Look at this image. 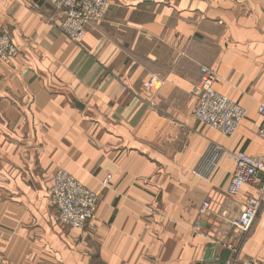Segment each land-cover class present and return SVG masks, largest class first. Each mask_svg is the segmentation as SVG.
I'll return each mask as SVG.
<instances>
[{
  "label": "crops",
  "instance_id": "obj_1",
  "mask_svg": "<svg viewBox=\"0 0 264 264\" xmlns=\"http://www.w3.org/2000/svg\"><path fill=\"white\" fill-rule=\"evenodd\" d=\"M107 1L73 42L49 1L0 0L18 47L0 60V264H264V204L233 224L256 187L225 192L228 151L264 158V0ZM201 66L245 110L229 136L192 114ZM58 169L97 194L83 228L49 202Z\"/></svg>",
  "mask_w": 264,
  "mask_h": 264
},
{
  "label": "built area",
  "instance_id": "obj_2",
  "mask_svg": "<svg viewBox=\"0 0 264 264\" xmlns=\"http://www.w3.org/2000/svg\"><path fill=\"white\" fill-rule=\"evenodd\" d=\"M47 1L60 11L58 28L73 42H78L92 23L103 19L108 9L107 0ZM17 55L18 47L6 32L0 31V60L7 62ZM215 79L216 72L214 70L207 66L200 67V76L194 88L197 100L192 114L199 123L229 136L240 125L245 116V110L238 102L213 88ZM154 82L155 77H151L146 82L145 89H151ZM258 112L261 115L258 135L264 139V102L258 105ZM219 150L213 148L211 161L217 158ZM228 156L234 161L235 167L226 185V194L234 197L247 184L253 185L257 189V194L246 199L238 217L233 220L235 227L246 232L264 204V158L250 156L240 149L228 151ZM108 179L109 175L104 178L102 183L106 184ZM51 202L57 206L58 218L63 224L71 228H83L93 219L97 194L81 184L66 170L60 169L53 179ZM209 207V201H203L198 208L199 215L206 214ZM195 226H200L199 220L195 222ZM231 252L230 249V255ZM227 262V264H234L233 260H227Z\"/></svg>",
  "mask_w": 264,
  "mask_h": 264
},
{
  "label": "water",
  "instance_id": "obj_3",
  "mask_svg": "<svg viewBox=\"0 0 264 264\" xmlns=\"http://www.w3.org/2000/svg\"><path fill=\"white\" fill-rule=\"evenodd\" d=\"M230 255L229 249H224L220 252L219 256H210V252L206 251L204 254V264H225L228 260V257Z\"/></svg>",
  "mask_w": 264,
  "mask_h": 264
},
{
  "label": "rangeland",
  "instance_id": "obj_4",
  "mask_svg": "<svg viewBox=\"0 0 264 264\" xmlns=\"http://www.w3.org/2000/svg\"><path fill=\"white\" fill-rule=\"evenodd\" d=\"M58 170H60V169H58ZM57 170V171H58ZM64 170V169H63ZM57 171H56V173H57ZM68 172V171H67ZM55 173V174H56ZM69 173V172H68ZM55 174H54V176H55ZM70 174V173H69ZM71 175V174H70ZM54 176L52 177V184H51V188H50V192H49V202H50V204L56 209V212H57V219H58V221L60 222V223H62L63 224V222L62 221H60V219L58 218V208H57V206L54 204V203H52L51 202V190H52V185H53V179H54ZM75 178V177H74Z\"/></svg>",
  "mask_w": 264,
  "mask_h": 264
}]
</instances>
